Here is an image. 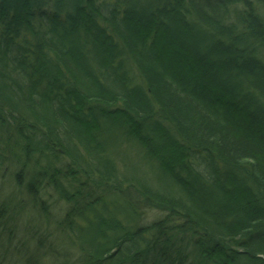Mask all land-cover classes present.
Returning <instances> with one entry per match:
<instances>
[{
    "label": "trees",
    "instance_id": "16d2710c",
    "mask_svg": "<svg viewBox=\"0 0 264 264\" xmlns=\"http://www.w3.org/2000/svg\"><path fill=\"white\" fill-rule=\"evenodd\" d=\"M0 169V264H264V0H0Z\"/></svg>",
    "mask_w": 264,
    "mask_h": 264
},
{
    "label": "rangeland",
    "instance_id": "374dc122",
    "mask_svg": "<svg viewBox=\"0 0 264 264\" xmlns=\"http://www.w3.org/2000/svg\"><path fill=\"white\" fill-rule=\"evenodd\" d=\"M236 11H235V14H236V19H237V15L239 14V13H241V7L239 6H236ZM239 20V19H238ZM239 22H240V20H239ZM124 151H126V152H128L129 154H126ZM117 153L118 155H122V154H124V155H126V156H128L127 157V161L128 162H130V164H135L136 162H137V160L136 159H134V158H136V155H137V148H136V146H134L133 144H130V143H121V144H118V148L117 149H115V151H114V153ZM116 157H117V155H116ZM134 157V158H133ZM125 164H128V163H125ZM129 165V164H128ZM120 167H123V170L127 173V170H126V167H125V165L124 164H121L120 165ZM130 170H132V169H128V172L130 171ZM0 171H1V169H0ZM135 174H136V177L135 178H139V176H141V174L137 171V170H135V171H133ZM5 174L6 175H8V176H10L9 174H7L6 172H5ZM147 174V173H146ZM149 175L150 174H147V178L148 179H150V185L152 186L154 183H151V182H154L153 181V178H152V176L150 175V178H149ZM148 182H149V180H148ZM12 181H10L9 180V178H2V177H0V202L1 201H3V199H4V197H2L3 195L1 194V193H5V192H7V190H9V188L11 187V189H10V191L11 192H13L14 190H15V186L13 185L12 186ZM16 192V191H15ZM54 199L56 200V201H59V199L57 198V197H54ZM49 201L51 200V199H48ZM59 204H56V203H54L53 204V206H54V210H62V207H60L62 204H61V202L59 201L58 202ZM152 207H154V206H152ZM162 213H164V214H166V215H168L166 212H163L162 211V209H157V207L155 206L154 208H152V209H147L146 210V212H145V214H144V218H146V219H148L147 221H146V223H151L152 221H154L155 219H157V218H159L160 219V217H161V219H163L165 222H167V223H169V226H172V225H181L182 223L180 222V221H178L176 218H173L171 215H168L169 217H167V216H164ZM34 220V218H29V219H26L25 221H26V223H28V224H33L31 221H33ZM40 222V221H39ZM46 224H49V222L48 223H46ZM20 228H22V229H24V231H26V232H28L24 227H22V226H20ZM46 229V230H45ZM44 229V226H41L40 228H39V230L42 232V233H48V236H49V238L52 240V243H53V245H55V243L56 244H58V243H60L62 246H65V247H67V246H71V245H68V244H65V245H63L62 243V241H61V235L57 232V230H54V228H52V227H46ZM20 232V231H19ZM34 232H35V235H37L36 233H38L37 232V229L36 230H34ZM29 233V232H28ZM186 235H188V234H186ZM56 237H57V240H56ZM21 239H23V240H25L24 239V237L23 236H18L17 237V240H21ZM25 241H27V239L25 240ZM19 242H21V241H19ZM45 245H48L49 243L48 242H45L44 243ZM61 246V247H62ZM29 247V246H28ZM63 249V248H62ZM70 249H71V247H70ZM187 249H190V246H188L187 245V247H185L184 246V248L182 249L183 250V252L185 253L186 251H187ZM183 253V254H184ZM37 254L39 255L40 254V251H37ZM46 254H48L49 255V253H46ZM51 255V254H50ZM49 255V256H50ZM14 255H12V257H13ZM59 257H61V258H59V261H60V263L59 264H64V263H62V261H64L65 259L62 257V256H59ZM64 257H67V256H64ZM69 257V256H68ZM16 259H17V257H15ZM74 258V257H73ZM49 261H52V258H47V259H45V260H43V262H45V264H49ZM69 262L70 263H72V264H74L73 262H72V259H69ZM7 264H11V263H7ZM69 264V263H68ZM76 264V263H75Z\"/></svg>",
    "mask_w": 264,
    "mask_h": 264
}]
</instances>
